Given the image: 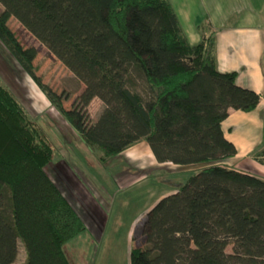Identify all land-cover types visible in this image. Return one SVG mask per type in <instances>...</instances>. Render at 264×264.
Returning <instances> with one entry per match:
<instances>
[{
	"label": "trees",
	"instance_id": "1",
	"mask_svg": "<svg viewBox=\"0 0 264 264\" xmlns=\"http://www.w3.org/2000/svg\"><path fill=\"white\" fill-rule=\"evenodd\" d=\"M0 5V41L102 163L145 141L157 163L210 164L148 211L144 246L131 248L130 264H264V180L219 163L237 153L221 128L229 110L254 111L260 96L216 69L209 23L197 25L200 40L190 44L169 0ZM10 18L84 85V108L101 101L95 122L86 108L65 110L41 83L37 52L21 46ZM262 124L264 142V110ZM52 157L43 131L0 83V264L14 262L18 241L24 264H70L63 248L86 227L44 170Z\"/></svg>",
	"mask_w": 264,
	"mask_h": 264
},
{
	"label": "rangeland",
	"instance_id": "2",
	"mask_svg": "<svg viewBox=\"0 0 264 264\" xmlns=\"http://www.w3.org/2000/svg\"><path fill=\"white\" fill-rule=\"evenodd\" d=\"M0 11H2L1 5ZM7 25L23 48H34L36 50L37 55L32 62L35 75L39 77L42 84L63 98L62 107L71 111H84L86 108L88 121L95 122L104 108L101 101L94 98L84 108L83 103L79 100L84 91L83 84L16 19L10 18ZM0 83L12 93L27 117L40 127L45 134L52 147L53 157L44 170L51 180L54 183L56 182L58 189L60 191L66 189L62 178L63 165H65L75 174H78L82 181L81 188L89 192L95 201L97 200L102 205L111 204L119 211L117 212L116 221L112 224V227L116 228L115 230L120 229V227H129L131 224L123 222L124 217L121 216L125 213L129 215L137 203L141 204L142 200L150 196L148 183L140 185L142 188L137 193L134 191L135 188H124V185H127L130 179L138 178L133 165L124 160L121 155L102 163L100 153L91 151L83 143L74 127L48 102L37 85L1 41ZM137 84L138 90L143 93L142 82L137 81ZM219 163L220 165L222 163L224 167H226L225 165L232 166L233 160L228 158ZM209 165V163L200 164L202 168ZM242 165V169L248 167L245 170L250 167L247 162H242ZM197 167L198 165L178 167L175 170L168 171L170 178H167V180L169 179L167 186L185 183L188 177L197 173L195 169ZM146 173L148 174L149 171H146ZM134 201L137 203H134ZM78 213H81L80 210ZM143 223L144 220L139 223L134 233L136 246L144 245H141L144 241ZM122 231H117V233H114L116 234L115 238L103 240V245H100V240L92 238L86 230L65 244L63 248L65 256L70 264H130L132 239L121 236ZM227 252H230V247L227 248ZM24 261L25 252L22 244L18 241L17 255L12 264H24Z\"/></svg>",
	"mask_w": 264,
	"mask_h": 264
},
{
	"label": "crops",
	"instance_id": "3",
	"mask_svg": "<svg viewBox=\"0 0 264 264\" xmlns=\"http://www.w3.org/2000/svg\"><path fill=\"white\" fill-rule=\"evenodd\" d=\"M169 2L190 44H196L200 40L197 25L202 22L210 24L215 35L216 69L219 72H235L236 85L252 90L260 96L259 104L254 111L245 113L230 109L221 128L225 139L237 150L236 155L230 158L233 165H225L226 168L264 180V156L258 157L264 148L262 124L264 0H169ZM121 157L133 165L138 176L137 179H130L123 187L135 188L134 191L137 193L142 188L140 185L148 183L146 185L149 186L150 194L141 204L134 201L137 204L131 213L121 216L124 217L123 222L131 224L129 227L115 230L112 224L116 221L119 211L111 204L102 205L95 201L89 192L81 188L82 181L78 174L65 165H63L65 176L62 175V178L66 189L59 191L79 215L90 236L100 240V245L107 239L115 238L114 233L117 231L123 230L121 236L132 239L131 248H141L144 241L141 244L143 246L135 245V230L160 199L176 193L178 185L167 186L169 180L167 178H170L168 171L177 168L171 164L157 163L145 141H140L125 150ZM242 162L250 164L248 170H245L248 167L242 169ZM201 168L199 165L195 169L199 172ZM76 187L81 189L78 190Z\"/></svg>",
	"mask_w": 264,
	"mask_h": 264
}]
</instances>
